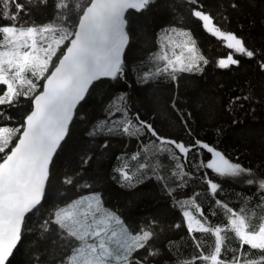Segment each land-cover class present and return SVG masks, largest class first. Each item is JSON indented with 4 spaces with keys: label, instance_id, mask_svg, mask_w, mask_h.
Here are the masks:
<instances>
[{
    "label": "snow or ice",
    "instance_id": "obj_1",
    "mask_svg": "<svg viewBox=\"0 0 264 264\" xmlns=\"http://www.w3.org/2000/svg\"><path fill=\"white\" fill-rule=\"evenodd\" d=\"M165 2L0 0V19L10 21L0 24V121L5 120V107L15 108L21 98L31 101V110L21 124L16 127L0 125V154H3L0 157V264H11L27 230L26 217L42 210L51 185L54 157L68 135L74 110L85 101L89 86L102 79L118 80L125 75L129 18L134 14L143 15ZM185 3L190 5V17L201 22L206 32L227 42L226 47L231 51L216 61L218 68L239 67L241 61L235 58L237 55L250 60L257 57L256 50L249 49L242 37L222 30L214 22L215 17L205 10L203 0H185ZM238 6L236 0L228 5L233 10ZM34 9L50 11L48 21L37 24L27 19ZM158 44V50L151 56L154 71L143 73L141 80L148 83L167 78L171 111L180 123L187 125L191 113L185 111L187 97L181 93L184 74H203L210 61L198 48L191 31L184 28L162 29ZM259 59L258 67L264 71V56ZM41 80L44 81L42 86ZM191 102L201 101L194 98ZM258 104H264V95L258 102L255 89L249 85L243 92L237 90L222 100L218 109L213 105L208 115L215 119L221 112L229 116L227 123L240 126L239 115L254 113ZM129 107L127 96H118L109 105L110 119L99 122L91 134L103 131L110 123L112 127H107L108 133L118 129L132 137L150 134L155 138L153 155H164V159L173 161L174 170L170 175L181 181L172 189L166 183L163 185L169 197L175 198L177 188L186 187L183 181L190 174L181 161L186 162L189 154L200 148L211 153V159L202 162L200 167L212 170L221 180L243 178L240 182L255 186L257 206L264 211V175L230 161L222 152L199 139L186 144L165 137L152 123L139 119L138 114L134 123L128 118ZM7 120H11L10 115ZM146 150L130 157L137 162L135 173L130 171L128 163L115 169L122 187H135L142 182L137 174L144 175L149 170L160 181L166 180L165 176L158 175L161 161L153 163L146 158L141 162V154ZM88 159L82 163L86 164ZM80 179L82 177L66 176L62 183L91 187L88 183L80 185ZM203 180L213 197L222 191L221 183L209 179L207 174ZM198 196L199 193L190 199H175L174 206L182 210L184 226L196 250L195 255L177 264H264V215L257 217L244 207L237 211L215 199V205L223 210L227 220L212 224L197 203ZM157 227L158 222L153 219L146 221L143 227L130 230L119 215L104 207L98 193H92L54 208L38 225L36 245L39 248L46 243L57 250L52 264H153L150 258L161 254L155 245ZM175 227L180 228L181 224ZM197 233L202 235L198 237ZM230 237L237 242V247H229ZM33 264H41L39 252L34 255Z\"/></svg>",
    "mask_w": 264,
    "mask_h": 264
},
{
    "label": "trees",
    "instance_id": "obj_2",
    "mask_svg": "<svg viewBox=\"0 0 264 264\" xmlns=\"http://www.w3.org/2000/svg\"><path fill=\"white\" fill-rule=\"evenodd\" d=\"M231 2L203 0L205 10L215 17L214 22L222 30L242 37L246 46L257 52V57L251 60L237 55L235 58L241 61L239 67L232 66L229 69L216 66V61L225 58L231 51L226 47V42L206 32L201 22L190 17V5L185 0H166L165 4L153 7L143 15L134 14L129 18V45L124 52L125 75L118 80L102 79L94 82L85 101L77 106L68 135L54 157L51 185L47 189L42 210L26 217L27 230L11 264H33L37 252L41 256V264H52L53 257L58 255L57 250L46 243L37 248L38 225L54 208L62 207L81 195L98 193L104 207L119 215L130 230L143 227L146 221L155 219L158 222L155 245L161 254L150 258L153 264H177L179 260L196 254L195 245L191 243L184 226L182 210L174 206L177 198L190 199L199 193L197 203L212 224H221L227 220L223 210L215 205V199L222 200L237 211L239 207H244L257 217L264 215V211L257 206L255 186L240 182L243 178L221 180L212 170L200 167L202 162L211 159V153L204 149L195 148L186 162L181 161L185 163V171L190 175L184 178L186 187L177 188L175 198H172L163 185L166 183L172 189L181 181L170 175L174 170L173 161L164 159V155H153L155 138L150 134L132 137L122 134L118 129L108 133L107 127H112L110 123L103 131L91 134L99 122L110 119L109 105L124 94L130 106L128 118L134 123L137 122L138 114L139 119L152 123L165 137L179 139L186 144L199 139L222 152L230 161L250 167L258 175H264V104H258L254 113H241L240 126L227 123L229 116L221 112L216 114L215 119L208 115L213 111V105L218 109L222 100L237 90L243 92L249 85L255 89L258 102L260 96L264 95V71L258 67L259 58L264 56V0H236L239 6L235 10L228 7ZM49 18L50 11L34 9L27 19L42 24ZM8 23L10 21L0 19V24ZM170 27L191 31L198 48L210 61L203 74H184L181 93L187 97L185 111L191 113L187 125L180 123L171 111L170 82L167 78L161 77L148 83L141 80L143 73L154 71L151 56L159 48L161 30ZM39 83L42 86L43 80ZM194 98L201 102L193 104L191 101ZM30 110L31 101L21 98L15 108L5 107L6 117L0 121V125L16 127ZM9 115L11 120H7ZM12 143L14 145L15 140ZM142 149L147 150L142 152L141 162L146 158L153 163L161 161L162 168L158 170V175L165 176L166 180L160 181L149 170L144 175L137 174V179L142 182L136 183L135 187H122L115 169L128 163L130 171L135 173L137 162L131 161L130 157ZM86 158L90 159L86 164L82 163ZM204 174L221 183L222 191L215 197L207 191ZM66 176L82 177L80 185L88 183L91 187L65 185L62 181ZM247 197L251 199H245ZM213 212L217 214L212 215ZM176 224H181V227L176 228ZM196 235L199 237L202 234ZM229 247H237V242L231 237ZM225 258H228L227 254Z\"/></svg>",
    "mask_w": 264,
    "mask_h": 264
},
{
    "label": "water",
    "instance_id": "obj_3",
    "mask_svg": "<svg viewBox=\"0 0 264 264\" xmlns=\"http://www.w3.org/2000/svg\"><path fill=\"white\" fill-rule=\"evenodd\" d=\"M128 26V25H127ZM126 30H127V27H126ZM125 50H126V48H125ZM43 83H44V81H43ZM43 83H42V85H43ZM91 86V85H90ZM90 86H89V88H90ZM42 90V89H41ZM79 105V104H78ZM77 105V106H78ZM77 108V107H76ZM76 110V109H75ZM75 110H74V113H73V117H74V114H75ZM30 112V111H29ZM73 119V118H72ZM70 124H71V122H70ZM70 124H69V126H70ZM15 144V143H14ZM14 146V145H13ZM10 151V150H9Z\"/></svg>",
    "mask_w": 264,
    "mask_h": 264
},
{
    "label": "rangeland",
    "instance_id": "obj_4",
    "mask_svg": "<svg viewBox=\"0 0 264 264\" xmlns=\"http://www.w3.org/2000/svg\"><path fill=\"white\" fill-rule=\"evenodd\" d=\"M226 42V41H225ZM227 43V42H226ZM235 163V162H234ZM106 208V207H105ZM194 215H195V213H194ZM198 218V217H197Z\"/></svg>",
    "mask_w": 264,
    "mask_h": 264
}]
</instances>
